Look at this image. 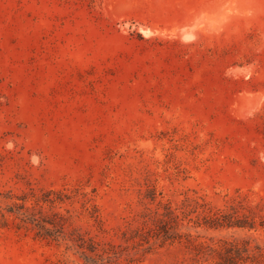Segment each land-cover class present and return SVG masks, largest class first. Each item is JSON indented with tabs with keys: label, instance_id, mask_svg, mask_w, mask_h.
<instances>
[{
	"label": "rangeland",
	"instance_id": "374dc122",
	"mask_svg": "<svg viewBox=\"0 0 264 264\" xmlns=\"http://www.w3.org/2000/svg\"><path fill=\"white\" fill-rule=\"evenodd\" d=\"M0 264H264V0H0Z\"/></svg>",
	"mask_w": 264,
	"mask_h": 264
}]
</instances>
